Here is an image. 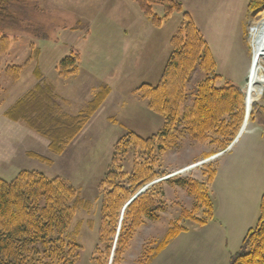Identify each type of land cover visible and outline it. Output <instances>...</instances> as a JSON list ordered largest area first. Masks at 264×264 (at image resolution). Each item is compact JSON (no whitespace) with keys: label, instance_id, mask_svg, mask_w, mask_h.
<instances>
[{"label":"rangeland","instance_id":"374dc122","mask_svg":"<svg viewBox=\"0 0 264 264\" xmlns=\"http://www.w3.org/2000/svg\"><path fill=\"white\" fill-rule=\"evenodd\" d=\"M20 1L9 10L15 24H0V32L12 39L8 52L0 57V121L7 118L3 117L4 110L31 91L36 80L39 82L38 71L45 82L55 85L53 90L57 88L55 97L67 100L62 105L64 111L71 114L85 111L100 85L112 88L113 96L102 115L109 116L116 124L91 123L71 142L68 155L55 160L52 166L54 157L47 149V139L26 124L10 125L2 121L0 178L10 182L22 171H35L51 179L60 177L75 187L80 198L89 203V207L77 211L66 236L68 241L82 247L77 264H99V260L110 264L112 255L106 262L105 254L96 251L102 206L98 184L110 168L114 145L128 132L151 137L162 130L163 117L148 107L137 89L144 84L157 86L160 82L172 51L171 39L184 24L183 15L175 13L161 28H156L132 0ZM173 1L181 3L184 11L191 15L211 49L217 73L223 80L243 89L246 104L252 75L264 81V59L257 72H251L253 51L249 42V30L264 17V5L249 9L251 0ZM153 12L163 18L165 8L155 5ZM73 51L80 58L78 75L63 79L58 74V66ZM9 66H24L15 83L5 73ZM204 77L200 70L193 74L188 89L190 102L196 83ZM223 80L218 85H223ZM255 103L264 106V92ZM61 110L57 108L56 114L61 115ZM29 149L38 154L32 152L26 156L24 151ZM218 153L213 139L198 143L186 137L162 158L161 164L170 179L189 176L199 182H205L210 169H216L210 185L215 217L216 209L224 220L225 212L232 211L236 219L241 217L242 227L253 223V228L264 195V126L249 121L246 132L230 151L202 164ZM132 159L126 161L127 171L132 169ZM166 181H161L165 185L159 219L145 221L118 264H148L174 222L190 231L199 229L196 223L184 217L185 211H193L195 198L186 189L171 186ZM202 235L197 237L200 242ZM180 246V242H174L149 264L158 258L153 264H220L219 248L215 250L210 245L206 250L211 261L203 257L198 261L175 251Z\"/></svg>","mask_w":264,"mask_h":264},{"label":"trees","instance_id":"16d2710c","mask_svg":"<svg viewBox=\"0 0 264 264\" xmlns=\"http://www.w3.org/2000/svg\"><path fill=\"white\" fill-rule=\"evenodd\" d=\"M132 1L156 28H161L175 13L183 15L184 24L171 39L172 51L158 85L144 84L137 89L148 107L163 117L162 130L151 137L128 132L114 145L110 168L98 184L102 206L96 251L105 254L106 262L112 255L111 264L120 262L145 221H157L163 211L165 182L151 185L168 176L162 168V158L186 137L198 143L213 139L220 153L224 152L239 134L246 113L245 92L217 73L208 43L181 3L173 0ZM20 2L0 0L2 26L15 24L9 10ZM155 5L164 6L163 18L153 12ZM263 5L264 0H251L249 9ZM11 42L9 36L0 32V57L8 52ZM79 60L78 55L71 52L60 62L59 76L66 79L77 75ZM23 68L9 66L5 73L15 83ZM198 70L203 71L205 77L196 83L190 102L189 83ZM36 78L39 80L36 86L10 107L5 117L26 124L49 141L52 152L61 154L107 98L110 88L103 86L88 108L77 116L58 115L52 85L45 82L38 71ZM221 80L223 85H218ZM250 121L264 126V106L253 104ZM130 158H133V166L127 171L126 161ZM216 171L210 169L205 182L189 176L166 181V184L186 189L195 198L193 211H185L184 217L199 227L216 221L210 187ZM144 188L145 192L129 203ZM82 207H89V203L60 177L51 179L39 172L22 171L10 182L0 178V264H77L82 247L68 241L66 236ZM188 231L186 226L172 223L149 263L175 238ZM98 263L103 264L100 260ZM229 264H264V195L256 225L248 230L241 248L231 256Z\"/></svg>","mask_w":264,"mask_h":264},{"label":"crops","instance_id":"0c3cea01","mask_svg":"<svg viewBox=\"0 0 264 264\" xmlns=\"http://www.w3.org/2000/svg\"><path fill=\"white\" fill-rule=\"evenodd\" d=\"M78 75V74H77ZM37 83V80H36ZM36 83L34 86H36ZM54 84H52V87L54 88ZM104 85H100L98 87V89H96L95 93L93 94L92 91V98L90 99L89 103L91 101L94 100V98L96 97V95L101 91L102 87ZM57 89V88H56ZM56 89L54 90V92L56 91ZM113 89L110 88V93L107 96V98L104 100V102L101 104V106L99 107V109L93 114V116L91 117V119L88 121V123L84 126V128L82 129V131L71 141L72 143L75 142L77 140L78 137H80V135L85 132V129L89 128L91 126V123H95L98 126L100 125V123H113L114 125L116 124L115 120L114 122L110 119L109 116H104L102 115L103 111L106 109L105 107H107L110 99L112 98L113 94ZM57 99V104H58V109H62L64 111V104L67 100H65V98L60 99L59 97H56ZM15 104V102L11 103L10 106L4 110L3 117H5V113L6 111L12 107ZM61 106V107H60ZM61 110V111H62ZM62 111V115H68V116H77L78 113L76 114H71L70 112L67 111ZM83 111V110H82ZM80 111V113L82 112ZM79 113V114H80ZM7 119V118H6ZM2 120L4 121L3 123H11L10 125H15V124H21L23 125L22 122H15L12 120ZM0 121V122H2ZM7 121V122H5ZM99 121V123L97 122ZM14 127V126H13ZM69 143L64 151L61 154H56L54 152H52V150L49 147V141L47 142V149H49L51 151L52 156L54 157V159H51L52 161V166L55 165V160H60L63 157H66L68 155V151L71 147L72 143ZM33 147V146H32ZM10 149V148H9ZM8 149V152L10 151ZM34 151L32 150H26L24 151V154L27 156V154H30ZM36 154H38L37 152H34ZM14 155H16L13 152ZM225 214L227 215V218L224 220L223 217L221 218V214L220 212H218V209H216V221L212 222L206 226L203 227H199L198 230L195 231H188L186 233H183L181 235H179L177 238H175L170 245L163 251L165 252L169 247L172 246V244L174 242H180V247L176 248L175 251H177L180 255L182 256H192L193 258L199 259L201 257H203L204 259L206 258V260L211 261L210 258H207V254H208V250L206 249H210V245L213 246V248L216 250L217 248H219L217 251H219L221 253V257H220V264H229L231 256L235 253L234 250H237V252L239 251V249L242 246V242L243 239L245 237V235L247 234L249 228H251L253 225V223L251 224H244V226L242 227V222H241V217L236 219V215L232 212V211H226ZM233 220L232 222H230V226H228L229 221ZM237 221V222H236ZM255 222V221H254ZM235 223H237L238 225H235ZM203 234L202 238L203 240L200 242L199 239L197 238L199 234ZM234 246V247H233ZM236 246V248H235ZM233 247V248H232ZM223 251V252H221ZM159 259V258H158ZM156 259L153 263L157 262ZM223 260V262H222ZM152 263V264H153Z\"/></svg>","mask_w":264,"mask_h":264},{"label":"bare ground","instance_id":"6f19581e","mask_svg":"<svg viewBox=\"0 0 264 264\" xmlns=\"http://www.w3.org/2000/svg\"><path fill=\"white\" fill-rule=\"evenodd\" d=\"M249 42H250V45L253 51L251 72L252 71L255 72L258 66L263 63L262 60L264 59V17L262 18L261 21H259V23L254 24L250 28ZM263 92H264V81H258L254 79V74H253L250 79V82L248 83V89H247V94H246L247 100H246L245 118L247 117L248 112H249V116H248L247 122L246 120H244V123L242 125L243 127L242 134L245 133L248 128L253 103L254 101L261 98V96L263 95ZM221 155L223 156L224 154L221 152L220 154L215 155L212 159L205 160L204 162H202V164L208 162L209 160H214L216 158H219L221 157ZM193 167H196V166H193Z\"/></svg>","mask_w":264,"mask_h":264},{"label":"water","instance_id":"95a60500","mask_svg":"<svg viewBox=\"0 0 264 264\" xmlns=\"http://www.w3.org/2000/svg\"><path fill=\"white\" fill-rule=\"evenodd\" d=\"M246 100H247V97H246ZM248 116H249V112H248V114H247V117L245 118V120H246V122H247V120H248ZM242 132H243V127H242V129L240 130V133L238 134V136L236 137V139L232 142V144L227 148V150H225L224 152H222L223 154L224 153H226L227 151H229L233 146H234V144L239 140V138L241 137V135H242ZM213 158V157H212ZM212 158H210V159H212ZM171 177H166V178H163V179H161V180H158V181H155L154 183H152L151 185H153V184H156V183H159V182H161V181H166V180H168V179H170ZM147 188V187H146ZM146 188H144L143 190H141L129 203H131L132 201H134L139 195H141L142 193H144L145 192V190H146ZM112 263V260L110 261V264Z\"/></svg>","mask_w":264,"mask_h":264}]
</instances>
